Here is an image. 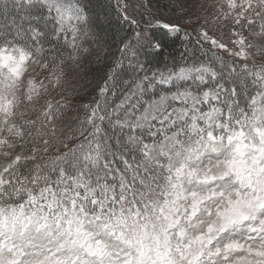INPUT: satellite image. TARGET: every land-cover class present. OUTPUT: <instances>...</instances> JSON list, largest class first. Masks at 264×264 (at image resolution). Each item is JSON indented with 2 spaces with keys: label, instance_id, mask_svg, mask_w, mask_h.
<instances>
[{
  "label": "snow or ice",
  "instance_id": "1",
  "mask_svg": "<svg viewBox=\"0 0 264 264\" xmlns=\"http://www.w3.org/2000/svg\"><path fill=\"white\" fill-rule=\"evenodd\" d=\"M0 161V264H264V0H0Z\"/></svg>",
  "mask_w": 264,
  "mask_h": 264
},
{
  "label": "trees",
  "instance_id": "2",
  "mask_svg": "<svg viewBox=\"0 0 264 264\" xmlns=\"http://www.w3.org/2000/svg\"><path fill=\"white\" fill-rule=\"evenodd\" d=\"M85 3L87 4L89 9H92L96 12H100L101 5L104 3V0H85ZM170 14L171 13L169 12L168 15ZM163 33H164L163 29L156 30V35L160 39L163 46L154 51L149 50L147 54L141 55L140 59L144 64V70L139 71V73H144L145 69L147 71H150V70L162 69L164 68L165 65H167L168 68H172L174 64L177 65L184 64V61L181 60V54L184 52V40H179V39L176 40L172 36L166 37L164 36ZM119 35H124V33L121 32L119 33ZM181 37H183V33H181ZM184 39L188 41L189 47L194 46V41H195L194 33L191 35V37ZM196 48L198 49L199 46H196ZM112 51L115 52L116 55H119V53L116 52L115 45H113ZM195 55L200 57L201 59H207L209 56H211V53L207 52V48H205L204 51L197 50L195 52ZM94 66L102 69V71L94 73L87 80L81 82V84L77 88V95H74L71 98L73 103L80 102L87 104L90 103L94 98H98L96 91V84L102 83L101 77L103 76V72L107 71V68L103 64L94 65ZM134 74L135 73L125 74L123 76V79L127 80L130 78L131 75ZM78 97H79V101L77 99ZM113 99L115 100L116 103H119L118 99H116L115 97H113Z\"/></svg>",
  "mask_w": 264,
  "mask_h": 264
},
{
  "label": "clouds",
  "instance_id": "3",
  "mask_svg": "<svg viewBox=\"0 0 264 264\" xmlns=\"http://www.w3.org/2000/svg\"><path fill=\"white\" fill-rule=\"evenodd\" d=\"M93 67H95V66H94V65H85V67L82 68V69L80 70V75L83 76L84 73H85L86 71H88L89 69H91V68H93ZM93 74H94V73L90 72L89 75H88V77L86 78V80H87L90 76H92Z\"/></svg>",
  "mask_w": 264,
  "mask_h": 264
},
{
  "label": "rangeland",
  "instance_id": "4",
  "mask_svg": "<svg viewBox=\"0 0 264 264\" xmlns=\"http://www.w3.org/2000/svg\"><path fill=\"white\" fill-rule=\"evenodd\" d=\"M168 13H169L168 11H165V12H164L165 15H168ZM146 71H147V70L145 69L144 73H139V75H140V76H143V75H145V74H147V75H151L152 72L155 71V70H150V71H147V72H146ZM0 163H2V161H0Z\"/></svg>",
  "mask_w": 264,
  "mask_h": 264
}]
</instances>
